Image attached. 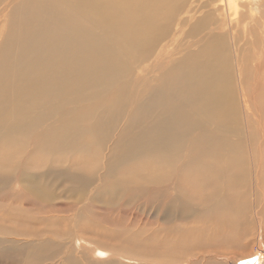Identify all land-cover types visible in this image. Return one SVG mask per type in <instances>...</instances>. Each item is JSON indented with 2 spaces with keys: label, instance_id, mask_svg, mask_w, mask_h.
Returning a JSON list of instances; mask_svg holds the SVG:
<instances>
[{
  "label": "bare ground",
  "instance_id": "obj_1",
  "mask_svg": "<svg viewBox=\"0 0 264 264\" xmlns=\"http://www.w3.org/2000/svg\"><path fill=\"white\" fill-rule=\"evenodd\" d=\"M2 2L0 18L6 17L8 23L6 30L0 29V101L11 104L15 111L14 120L0 128V186L4 188L0 259L10 258L30 244H17L15 237L26 235L20 224L29 219L22 203L19 207L13 204L18 194L7 192L4 183L16 181L32 190L33 179L42 184V179L51 176L53 163L75 159L81 167L91 165V171L81 174L67 168L64 175L71 181L88 189L97 179H106V191L96 194L103 190L96 187L88 200L110 192L116 202L118 191L124 190L120 188L138 180L137 194H144L150 203L165 201L168 205L161 209L164 218L189 224L182 230L184 238L176 236L166 263H184L190 256L210 264V256L218 259L224 255L225 264H264V0ZM11 2L15 6L8 9ZM11 13L15 14L13 20L9 19ZM244 14L251 19L248 24L243 23ZM75 22L78 36L71 33ZM254 26L257 34L246 38L244 33ZM97 31L108 39L103 48L111 54L90 61L88 53L87 75L101 76L89 87L87 83L86 89L74 88L77 91L70 97L73 101L84 96L93 100L107 95L108 103L88 104L86 113L65 122L57 103L60 99L55 105L48 100L46 107L37 108L23 94L24 88H17L22 80L29 90H60L61 67L69 58L73 61L71 39H76L75 48L87 47V43L106 39ZM87 33L89 41L82 37ZM242 45L252 48L248 59ZM40 62L44 63L41 69ZM139 65H144L141 72L147 77L144 92L139 91L144 82L137 81L111 92L112 86L129 78ZM128 90L133 105L123 116L118 109L126 110ZM121 121L117 136L106 146L108 131ZM31 138L35 140L26 153L25 141ZM104 147L109 150L104 156L108 158L107 172L98 174V164L92 161ZM23 155L28 156L26 161H22ZM44 164L49 168L28 174ZM169 191L171 195L166 197ZM35 197L41 204L45 201L40 195ZM7 199L12 205H5ZM76 239L65 245L66 254L59 253L58 245L48 252L47 262L58 259L61 264H85L71 258ZM93 245L104 248L100 243Z\"/></svg>",
  "mask_w": 264,
  "mask_h": 264
},
{
  "label": "rangeland",
  "instance_id": "obj_2",
  "mask_svg": "<svg viewBox=\"0 0 264 264\" xmlns=\"http://www.w3.org/2000/svg\"><path fill=\"white\" fill-rule=\"evenodd\" d=\"M11 3H12L10 6L11 8L9 7L8 9H12L15 6L14 2ZM4 4L5 2L3 3L2 0H0V9L3 7ZM244 16L245 17L242 16V20H244L243 23L248 24L249 20L251 21V19L249 18V16L245 14ZM1 18H0V29L4 27L6 30L7 28L6 24L8 23L7 19L6 17L2 19ZM14 18H15V14L11 13L9 15V19L13 20ZM74 26H75L73 27L74 29H72L71 31L72 36H78L80 33L78 32L79 30L77 28L79 26L78 22H75ZM252 31H250V33L249 32L244 33V36H246V38H250L252 37V35H256L258 32L255 26L252 27ZM82 37H86L87 38L86 40L89 41L88 38L89 33L84 34ZM102 37L106 38L105 35H102ZM3 39L4 38H2V40ZM75 42L76 39L75 40L71 39L70 41V45L72 44L71 54L73 56V61L70 62L69 60L71 59L69 58L61 67L59 77L61 78L62 86L61 89L57 91L58 93L42 92V89L40 87H37L35 89L36 91H34V89L29 90L26 83L23 82L22 80H18L20 83L17 86V88H21V89L22 87L24 88V90H22L23 94H25L28 97V99L30 98L29 100L33 101V103L36 105L37 108L38 107L41 108L40 105L46 107V105L49 104L48 100L50 101L52 100L53 104L55 105V103L57 102L56 100L60 99L61 103L59 102L57 103L61 104V115L65 117L66 120L65 122L71 121L80 113H86V107L88 104L100 105L101 103L104 102L108 103L110 101L107 95H104L101 98H95L93 100H88L87 96H84L79 100L73 101L72 97H70L73 95L74 92L77 91V89L74 90V88H77L78 86L82 88L81 86H83V88L86 89L90 86V82L93 79H97L101 76L98 75L99 76L98 77L94 75H87L85 70L88 66L87 64H89V62L91 61V58L93 60L99 61L100 59H105V58H98V55L99 57H104V56L107 57L108 55L111 54L108 49L104 50L103 48V46H106L105 44L108 42L107 38L103 39V41L102 40L99 41L98 43L97 42L87 43L89 47L88 45L87 47L79 45L77 46V48H75L74 46ZM242 46H246V45H242ZM80 47L81 48L84 47L82 53H80L81 52ZM78 48H80L79 53L78 55H75L77 54L76 52ZM245 49L242 51H244V54L247 58L249 54H252V48L250 46H246ZM88 53H91V55H88ZM94 54H96V57H93ZM87 55L91 56L90 61L88 60L89 58L87 57ZM106 59L108 60L109 58ZM96 61H94L93 63H96ZM76 63H79V65ZM43 65L44 63L40 62V69L43 67ZM251 65L252 64H250L249 66L247 65L248 67L246 68H250ZM143 66L144 65H139L135 67L132 75L129 78H126L121 83H117L114 86H112L111 92H118L122 84L127 82L133 84L135 81H137L138 83L144 82V84L139 90L140 92H144L145 81L147 77L142 76L145 75L146 73V72L145 73L141 72ZM71 74L72 75L75 74V76H72L73 78H71ZM84 76H86V78ZM89 76H91V78ZM88 78L90 79L88 80ZM65 79L68 81H66ZM63 83H66L65 85H67V87ZM86 84L88 87H86ZM138 86L139 84L137 85V87ZM132 87L129 88L131 91H132ZM90 90L91 89H88L85 93H88ZM130 90H128V94L126 95V98L128 100L127 105L125 106L126 110L123 107L118 109L120 111V115L124 116L129 110H131V106L133 104L131 101L132 95ZM35 92L36 94H34ZM10 105L11 104L6 105L4 101H0V128L6 125L7 123L11 122V120H14L13 114L15 110L12 109ZM122 121L119 123L117 128L115 127L112 131L111 130L108 131L109 139L105 143L106 146H108L111 143V140H113L114 136H117L118 129L121 126ZM34 140H35L34 138H31L25 141L26 153L29 150L31 143L34 142ZM108 153L109 150H107V148L104 147L101 150V155L99 154L100 157L92 161L93 165L98 164V166L95 169V171H97L98 174H106L107 172L105 170V164L107 163L108 158L104 156H106ZM27 158H28L27 155H23V157H21L22 161H26ZM56 161H60V159L56 158ZM41 166L43 168H36L37 170L33 169L32 171L29 170L28 174L32 175L34 173H39L40 171L49 168L47 166L45 167V164ZM52 166L54 167V171L52 172L50 177L44 178L40 181L42 184L35 181L34 179L32 180L31 182L32 190L29 187L21 186L22 183L18 184L16 181L13 182L10 181L4 183V187L7 192H10L13 196H14L13 193L18 194L16 195V199H14L13 204L19 207V205H21L20 203H22L23 204L22 208H24L25 213L27 214V217L29 219L28 222H25L23 226H21L20 224V228L26 230V235H24L21 238L15 237V239L18 242L16 243L20 245L22 242L23 243L28 242L30 244L23 245L22 249L19 250L20 252H18L17 254L14 253L13 256L10 258L9 257L1 258L0 264H61L59 263V261H57L58 259L51 261L48 260L47 262L45 255L48 252L54 250L57 245H58L57 248L60 249L59 253L63 252L66 254L67 243H70L73 237L75 236L77 237V239L75 240L76 250L74 251V254H72L71 258L76 259L79 263L86 264V263H90L91 261H97V260H100L98 264H172L173 263V262L166 263L165 261L168 260L167 258L168 255L172 254L173 250H171V247L175 246L174 244L177 243L176 241L177 238L180 236L184 238L183 228H185V226L188 227L189 224L182 221L181 219L177 221L169 218H164L161 209L168 208V205L165 203V201H160L161 203L159 201H155V203H150L148 202L144 194H142V197L140 193L137 194L135 190H138L141 181L139 183L138 180L137 181L133 180L130 182V185L127 188L126 186L125 187L122 186L120 189H124V190L118 191V195L115 196L117 197L116 202H113V200H111V198L113 199V196L111 197L109 195L110 192L103 193L104 195H98L92 198L91 200H88L90 194L91 195L95 193L100 194V192L106 191L105 190L106 187H104V185L106 184L105 183L106 179L102 180L99 178L97 179L96 184L86 189L87 187H84L81 183L71 181L67 176L64 175V172L65 169L69 168L72 171L85 174L86 171L87 172L88 170L91 171L90 168L91 165L90 167H81V165L76 163L75 159H69L62 164L53 163ZM118 174L120 177L121 173ZM0 187H1L0 188V196H1V193H3L4 188H2V185ZM96 187H102L103 190H99L95 192ZM128 189L130 192L128 191ZM132 189L134 190V192H136V194L132 193L133 192ZM35 190L37 191L36 193L38 192L40 193L36 194ZM129 193L132 194L130 195ZM133 194H135L137 197L136 196L135 198L132 197L134 196ZM36 195H40L42 199H45L43 204H41L42 201L40 199H38V201L36 200L35 197ZM167 195L168 196L166 197H170L171 195L170 191L167 193ZM130 198L133 199L129 200ZM134 199L138 201H135ZM144 200L145 203L143 202ZM5 203H6L5 205L8 206L12 205L11 202H8V199L5 200ZM149 204L151 205L149 206ZM157 207L161 213L157 210ZM43 210H48V211L51 210V212L53 213L43 212ZM38 211H40L39 214L36 213ZM156 211H158V213ZM176 236L178 237L176 238ZM3 237L5 238V236ZM84 238L92 242L93 244L95 243L98 244L100 243L101 245L103 244L104 248L98 249L95 247V245L89 244L88 241H85ZM147 244L149 245L148 248H147L148 246ZM93 249H95L94 252ZM127 250L130 251L128 252ZM6 255L7 254H4L3 256ZM93 256H95L96 258L93 259L94 258ZM129 256L133 258H137L138 260L131 261L129 260L131 259ZM182 256L183 257L185 256L184 252L182 253ZM189 257L190 256H188L187 262L184 263L174 262V264H190V263L203 264L201 257L200 259L199 257H193V258H189ZM105 258L106 260H102ZM184 258H187V255ZM108 260H111L113 263L111 261L108 262ZM207 262H209L210 264H225L226 259L224 255H218V259H215L213 256H210V260H207ZM245 263L246 262L243 261L242 263L239 264H245ZM228 264H232L231 261H229Z\"/></svg>",
  "mask_w": 264,
  "mask_h": 264
}]
</instances>
